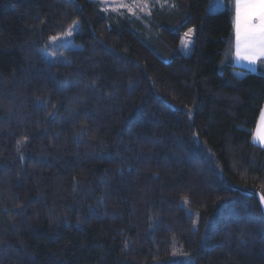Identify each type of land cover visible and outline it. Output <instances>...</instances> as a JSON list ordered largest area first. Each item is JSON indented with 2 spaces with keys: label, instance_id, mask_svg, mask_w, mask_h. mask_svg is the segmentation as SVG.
<instances>
[{
  "label": "trees",
  "instance_id": "16d2710c",
  "mask_svg": "<svg viewBox=\"0 0 264 264\" xmlns=\"http://www.w3.org/2000/svg\"><path fill=\"white\" fill-rule=\"evenodd\" d=\"M209 1L0 0V264H264V73Z\"/></svg>",
  "mask_w": 264,
  "mask_h": 264
},
{
  "label": "crops",
  "instance_id": "0c3cea01",
  "mask_svg": "<svg viewBox=\"0 0 264 264\" xmlns=\"http://www.w3.org/2000/svg\"><path fill=\"white\" fill-rule=\"evenodd\" d=\"M211 3L212 0L208 5L211 10L223 7V0ZM233 28V64L264 73V0H235ZM253 142L264 148V105L253 133Z\"/></svg>",
  "mask_w": 264,
  "mask_h": 264
},
{
  "label": "rangeland",
  "instance_id": "374dc122",
  "mask_svg": "<svg viewBox=\"0 0 264 264\" xmlns=\"http://www.w3.org/2000/svg\"><path fill=\"white\" fill-rule=\"evenodd\" d=\"M100 3L101 7L108 11H117V10H126L130 13H141L145 11L148 6L149 0H96ZM218 0H212V5ZM194 27L186 29L181 37L179 42V50L183 55H189L193 48V36H194ZM69 46H75L71 44ZM239 74V73H238ZM241 76V74L239 75ZM261 206L264 211V199L259 197Z\"/></svg>",
  "mask_w": 264,
  "mask_h": 264
}]
</instances>
